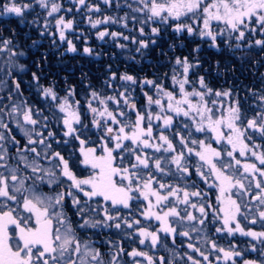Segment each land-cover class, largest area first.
I'll use <instances>...</instances> for the list:
<instances>
[{
  "label": "snow or ice",
  "instance_id": "6c2138e0",
  "mask_svg": "<svg viewBox=\"0 0 264 264\" xmlns=\"http://www.w3.org/2000/svg\"><path fill=\"white\" fill-rule=\"evenodd\" d=\"M68 4L101 11L88 0ZM116 7L137 14L136 52L162 32L173 37L169 48L185 47L184 37L196 46L157 78L111 73L80 98L75 87L61 95L32 72L33 101L16 75L28 71L20 63L27 53L14 30L0 33V264H264V74L241 97L214 87L199 58L205 45L241 62L264 58V0H116ZM72 12L63 0H0V16L23 24L34 13L41 36L76 53ZM86 18L93 29L127 28L129 16ZM105 37L121 49L127 45L118 41L130 39L97 32ZM105 230L122 239H98ZM237 237L247 238L245 247ZM124 239L147 250H129Z\"/></svg>",
  "mask_w": 264,
  "mask_h": 264
},
{
  "label": "trees",
  "instance_id": "16d2710c",
  "mask_svg": "<svg viewBox=\"0 0 264 264\" xmlns=\"http://www.w3.org/2000/svg\"><path fill=\"white\" fill-rule=\"evenodd\" d=\"M121 1L119 0V2ZM128 2L131 3V1ZM92 4L99 5L101 8L99 13H93L94 16L99 14V18L105 15L119 18L127 13L129 16L128 27L121 29L120 24H109L101 26L99 30H92L85 25L87 21L84 20V16H80V18L75 16L76 31L70 33L69 38L73 39V43L77 46L78 51L76 53L67 52V45L61 44L56 37L41 36L37 27L31 23L35 17L34 13H27L23 24L20 23L18 17L0 16V33L8 36L10 31L14 30L17 43L27 53L26 57L20 58V63L25 64L28 71L16 75L21 80L24 95L30 100H37L35 90L30 88L28 83L31 81L32 72H36L40 76L41 83L45 85L55 84L61 95L69 87H75L77 93H79L77 98H80L85 94L88 86L99 90L111 73L119 75L126 72L134 75L138 81L144 78H157L164 72L169 71L171 66L169 61L174 56L188 55L192 48L196 46L191 38L184 37L185 47L180 48L179 41H176L177 47L175 50L169 48L168 45L172 42L173 37L166 32H162L161 37L157 38L156 45H150L148 49L136 52L137 45L131 43V37H138L139 23L132 19V16L137 14L132 13L127 7L117 8L116 1L113 2L111 7L96 0ZM42 15L38 18L41 24L43 23ZM105 29L109 32L115 31L129 35L130 39L128 41L122 39L118 41L127 45V47L124 49L117 47V41L111 39V37H105L103 41L99 40L97 32ZM146 30L148 31L147 28ZM53 31L55 30L53 29ZM139 38L145 39L146 37ZM54 39L55 43H53ZM34 40L38 42L35 46H33ZM86 46L93 49L91 56L83 52V48ZM237 55L239 56L240 53ZM199 58L203 69L201 74L203 75L206 72V78L211 81L214 87H232L241 97L247 95L246 89L260 87L261 74H264V58L260 56L250 55L241 62L240 59L233 57L231 53L226 52L221 55L205 45L199 53ZM217 61L221 62L219 70L217 69ZM257 61L259 62L257 63ZM225 64L231 67L225 68ZM133 95L138 101V106L143 103V96L139 87H136ZM108 238L113 240L122 239L114 230H105L98 237L100 240ZM246 241L247 238L244 237L236 238V243L240 247H245ZM219 242L225 246L227 244L226 240H220ZM123 243L128 249L132 248L126 239L123 240ZM180 243V238H177V245ZM169 247H172L170 241ZM185 250L183 247L177 248V252L180 254ZM159 254L164 255L166 259L169 257V253L163 250ZM177 264H183V262L178 260Z\"/></svg>",
  "mask_w": 264,
  "mask_h": 264
},
{
  "label": "rangeland",
  "instance_id": "374dc122",
  "mask_svg": "<svg viewBox=\"0 0 264 264\" xmlns=\"http://www.w3.org/2000/svg\"><path fill=\"white\" fill-rule=\"evenodd\" d=\"M95 0H88V2L90 3V4H92L93 2H94ZM96 1H100V2H102V0H96ZM114 1H116V0H114ZM128 1H131L132 2V0H128ZM63 3L66 5V6H69V7H72L73 8V12L72 13H70L69 15L70 16H72V17H74V18H76L75 16H77V17H79L80 18V16H84V20H86L87 21V16L88 15H91V16H93V18L95 19V18H99L98 16H99V14L96 16H94L93 15V13H87L86 12V10L85 9H81V11L80 12H76L75 13V5H69L68 4V0H63ZM122 5H123V3H124V0H122L121 2H120ZM135 14V13H134ZM87 27H90V29H92V30H94L93 28H91V26L89 25V23H88V21L86 22V24H85ZM101 26H103V24L102 25H100L99 26V28H97L98 30L99 29H101L100 27ZM120 27H121V29L122 28H124V27H122L121 25H120ZM146 30V29H145ZM147 31V30H146ZM254 227V226H253ZM106 231H109V230H106ZM114 232H116L115 230H114ZM126 241L128 242V244H130L132 247H139V248H141V249H144V250H147L146 249V247L145 246H140V245H138V244H136V243H133V242H130V241H128L127 239H126ZM127 248V247H126ZM102 250H107V249H102ZM129 250H131V249H129ZM125 261H128L129 260V258L127 257V256H125L124 258H123Z\"/></svg>",
  "mask_w": 264,
  "mask_h": 264
}]
</instances>
